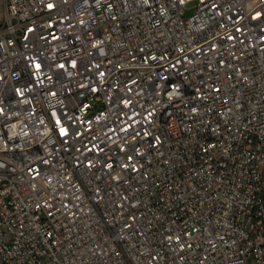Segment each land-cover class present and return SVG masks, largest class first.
<instances>
[{
    "label": "built area",
    "instance_id": "2783aa9c",
    "mask_svg": "<svg viewBox=\"0 0 264 264\" xmlns=\"http://www.w3.org/2000/svg\"><path fill=\"white\" fill-rule=\"evenodd\" d=\"M0 264H264V0H0Z\"/></svg>",
    "mask_w": 264,
    "mask_h": 264
},
{
    "label": "rangeland",
    "instance_id": "374dc122",
    "mask_svg": "<svg viewBox=\"0 0 264 264\" xmlns=\"http://www.w3.org/2000/svg\"><path fill=\"white\" fill-rule=\"evenodd\" d=\"M195 4H196V2H191V3H189L187 5V7L185 8V13L187 15H190V14L194 13V11H195Z\"/></svg>",
    "mask_w": 264,
    "mask_h": 264
}]
</instances>
